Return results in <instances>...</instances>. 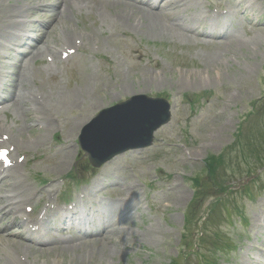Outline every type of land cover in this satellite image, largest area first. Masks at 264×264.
<instances>
[{
  "label": "rangeland",
  "instance_id": "rangeland-1",
  "mask_svg": "<svg viewBox=\"0 0 264 264\" xmlns=\"http://www.w3.org/2000/svg\"><path fill=\"white\" fill-rule=\"evenodd\" d=\"M15 1L0 0V10L8 12L9 8L10 12L8 3ZM245 1L254 4L253 11L243 8ZM235 3L194 0L189 8H178L177 13L170 10L175 19L187 17L188 22H194L215 10L210 11V7L226 8L224 16L229 18L230 29L239 34L230 39L232 42L221 43L187 36L179 29L173 31L152 17V24L144 23L148 20L145 18L133 29L130 23L134 20L128 19L132 13L123 15L121 11L116 13L124 19L120 26L115 18L111 21V13L104 11L101 15L95 7L78 11L61 23V18L56 19L55 29L46 36L48 43L57 42L52 38L64 26L85 36L94 33L92 39L82 41L80 53L60 65L54 75L46 68L48 57H39L34 65L30 61V90L42 87L60 97L65 95L62 104L53 102L58 117L50 124L45 123L48 119L43 115V129L30 128L21 133L17 128L26 123L25 118L9 108L8 122H2L11 128V137L22 139V149L30 155L42 151L41 147L61 144L63 150L56 156L33 162L35 171L38 167L56 178L54 189L67 184L73 170L78 169L84 173L79 176L93 184L102 206L133 197L129 195L132 191L137 196L132 204L111 206L116 213L134 212L131 219L119 221L129 230H118L111 239L99 240L95 246L50 252L34 248L35 261L28 264H264L260 262L264 252L252 248L254 244L264 249V0H243L239 6ZM40 13L34 11L31 16L43 15ZM79 87L85 90L83 94ZM136 93L167 98L172 105L171 121L156 131L151 147L127 151L91 169L77 143L81 127L103 108ZM75 94L87 99L85 105L74 101L65 104ZM71 124L75 126L71 128ZM42 131L38 142H28L33 138L37 141ZM67 146L68 158L63 155L69 151ZM218 154L223 164L216 168L212 180L207 178L205 160ZM218 174L224 178V185L237 189L245 182L249 189L219 191L215 185L220 180ZM196 176L202 189L212 195L206 204L216 197L226 206L230 203L233 211L229 218L222 205L215 212L220 216L215 222L211 212L203 218L204 204L189 211L198 189L192 180ZM231 202L241 209L240 218ZM187 216L193 220L192 226Z\"/></svg>",
  "mask_w": 264,
  "mask_h": 264
},
{
  "label": "bare ground",
  "instance_id": "bare-ground-1",
  "mask_svg": "<svg viewBox=\"0 0 264 264\" xmlns=\"http://www.w3.org/2000/svg\"><path fill=\"white\" fill-rule=\"evenodd\" d=\"M44 1V0H43ZM42 0H17L15 2H10L9 7H11V11L9 12V8H7L6 12L5 10L1 11L0 14V58L4 57L6 54L4 52V50H2V48L5 49H9L11 45L14 46H22V41L24 40H28L31 39L30 35V31L33 30V26L34 24L37 22L36 19L30 20L29 15L36 10L37 8H41V7H50L52 8L53 12H52V16L55 17V19L61 18L60 23L62 21V19H66V18H70L72 17V14L74 15L75 12V8L73 6H71L70 4L65 7V11L63 9L64 5H61V7L55 11V6L54 4H51L47 1L43 2ZM192 1L193 0H158V3L155 7L151 8L152 6L149 4L147 5L146 0H141L140 2H137V0H102L101 2H99L98 6L100 8V14L102 15L103 13H105L104 11H108L109 14L111 13V21H113V18H115V22H117L120 26H122L120 24V22H122V20L124 19H119L118 15L116 16V13H118L119 11H121V13H123V15H127V13H132V14H128V19H133L134 21H132L130 23L131 26H133V29H135V26H137L139 23L143 24L142 22L144 21L145 18H147V22H144L148 25L152 24L151 20L152 19H158V23H160V25H163L173 31L180 29L182 32H184L187 36H189L188 33H186V31L184 29H182V27H178L176 24H173L172 22L170 24H167L164 22L165 19H169L168 22L170 20H172V15L171 12L168 11L167 9H171V7L175 8V9H186L189 8L192 5ZM243 0H238L237 4H240ZM19 2V3H17ZM123 2L126 4V6H121V3L123 4ZM82 3V2H80ZM254 4L252 2L249 1H245L243 3V8H248V10H254ZM7 6V5H6ZM147 13V14H146ZM113 14H115L113 16ZM104 17V15H103ZM122 17V16H121ZM152 17V19H150ZM143 20V21H142ZM127 21V20H126ZM203 21V20H202ZM200 21L196 22V24H198ZM40 24V23H39ZM54 24L53 21H51V24L48 25L46 27V31H45V35H49L50 30L48 29H54ZM212 26L214 28H224V23L223 21H220L219 19L217 20H213L211 22ZM64 25V23H63ZM140 25V24H139ZM138 28V27H137ZM140 28V27H139ZM62 33H59V35H57L56 37L59 36V40L62 43L58 44L56 42H52L51 44L47 42L46 38L44 35H42V37H38L34 40L35 42V46L33 45L30 50H27V54L30 57L31 61H35L37 58L45 55H49L53 58H55L57 56L58 50L60 48H63L65 45L70 44L72 42H74V38L78 37L76 35H81V33H74L71 32L69 30V28L67 27H63L62 28ZM188 32H190L193 35H202L204 37H208V38H213L210 35L206 34L205 32H202L200 34L196 33L193 25L192 26H188L187 27ZM71 33L72 35H67ZM183 33V35H185ZM238 31H236L235 33L233 32H229V33H221L219 34V43L223 42V41H231L230 39H235V37H237L238 35ZM217 37V35H215ZM54 37V38H56ZM81 37L84 40H89L92 39L94 37V33H91V35L85 36V35H81ZM97 38V37H96ZM70 39V40H69ZM69 40V41H68ZM241 40H239L240 42ZM232 42V41H231ZM11 49V48H10ZM63 50H61L60 52L62 53ZM19 55V54H18ZM17 54H14L13 56H11L10 58L12 60L15 61V63H13V68H12V72L13 69H15V71H17L18 69H20V64L25 63L27 60L24 58L23 56H18ZM1 61V60H0ZM11 69L10 67L7 66V64H4L3 62H0V77L4 74V70L5 69ZM24 69L22 68V71ZM17 76V87L21 86L22 87V92L20 94L19 97H16L15 99H13V101L15 103H13L11 106H13V108L15 109L16 112L21 113L23 115V117L25 118V124H24V128H25V132L27 130H29L30 128L33 129H43L44 128V124L42 122V118L43 115H45L48 119L47 122L52 121V119H54V115H58L57 112L54 111V107H53V102H58L59 104H62V101H64V97L63 96H59L56 92L51 93L50 91H45L44 89H34V90H28L29 87L26 85V75L23 74V76H19L18 74ZM81 88V87H79ZM82 88H84V86L82 85ZM81 88V89H82ZM36 91V92H34ZM84 89H82L81 94L84 93ZM74 93H76V91H74ZM81 94H75V97L71 100H67L65 102V104L69 103L70 101H74V103H82L83 105H85V103L87 102V99H85V97L81 96V98L79 99L78 97H76V95H81ZM73 96V95H72ZM58 99L55 101H51L53 99ZM61 98V99H60ZM84 99V100H83ZM120 118H117L115 120H113L112 122H110L111 124L116 123L117 121H119ZM30 123V124H29ZM33 126H32V125ZM51 124V122H50ZM121 122H118L117 126L120 125ZM75 125L71 124V128L74 127ZM6 128H10L7 127L3 124V129H2V125H0V130H3V132H7V130H4ZM21 133H23L22 129H19ZM114 130V129H113ZM39 136H38V140L34 142H38L40 140V136L43 135V131L39 132ZM36 138V137H35ZM15 139L13 138L12 141H14ZM15 142V141H14ZM16 143V142H15ZM68 146L66 147V151H68ZM69 152H64L63 155L66 153L67 154V158L69 157ZM62 155V156H63ZM61 156V157H62ZM66 157V156H65ZM67 158L65 159V161H67ZM61 159V158H60ZM60 161V160H59ZM19 168H17L16 166H13L7 173L5 180L0 184V198L4 197V201H10L11 202V206L13 207V209H15L14 213H17L18 211H20V206L21 204H24L30 197V195H32V192L34 190L28 189L25 187L29 186L27 184L24 183H20L18 180V175H19ZM23 185H25V187L22 189ZM133 193H129V195H134L133 197H129V196H125L123 201L125 204H120V203H115L117 205V207H119L120 205H128V204H132L134 203V198L137 196L136 192L132 191ZM30 193V194H29ZM136 203V202H135ZM136 205V204H135ZM85 207L89 206V202L87 201L84 204ZM116 207V208H117ZM98 215L94 214L91 217V222H97L98 223V227L94 230H92V232H85L83 234H87V236L89 235H93L92 237L96 236V235H100L101 236V240L102 239H111L112 234L114 235L115 233H118L117 227H115V222L119 221L120 219H129L132 218L133 213H121L118 215H111L108 214L104 220L99 216V213H97ZM127 230H129V226L127 228ZM131 232H127V234H130ZM116 235V234H115ZM17 236H20V238H17ZM24 235L21 232H7V237L6 236H2L0 238V264H26L25 261L26 260H22L23 256L21 254V252H19V249H26V250H30L32 248H34L32 245H28L26 243L23 244V240H24ZM99 241L95 238H92L88 241H86V244L89 246H95L96 242ZM116 242H121V240L116 241ZM53 241H49V243H45V241H42L41 238L39 237V240L37 241L38 246H40L41 250L42 248L46 247L45 249L47 251H52V250H57V248H50L47 247L48 245L52 244ZM112 243V242H111ZM114 243V242H113ZM85 242L84 243H80V245H86ZM120 244V243H115V245ZM114 245V244H113ZM69 248H72V246H67V251ZM61 250H65L64 248H59ZM70 250V249H69ZM45 252V251H43ZM62 253V252H60ZM25 256V255H24ZM90 259V258H89ZM88 259V260H89ZM260 262L263 260L264 262V256L263 254L260 255ZM54 260V259H53ZM55 262V261H54ZM256 264V263H255ZM258 264V263H257Z\"/></svg>",
  "mask_w": 264,
  "mask_h": 264
},
{
  "label": "water",
  "instance_id": "water-1",
  "mask_svg": "<svg viewBox=\"0 0 264 264\" xmlns=\"http://www.w3.org/2000/svg\"><path fill=\"white\" fill-rule=\"evenodd\" d=\"M168 109L164 99L136 95L101 111L83 129L82 147L94 165L128 148L143 147L151 142L153 131L169 119ZM117 118L120 120L110 123ZM118 122L121 124L115 127Z\"/></svg>",
  "mask_w": 264,
  "mask_h": 264
},
{
  "label": "trees",
  "instance_id": "trees-1",
  "mask_svg": "<svg viewBox=\"0 0 264 264\" xmlns=\"http://www.w3.org/2000/svg\"><path fill=\"white\" fill-rule=\"evenodd\" d=\"M255 154H256V152H255ZM256 158L258 157V156H255ZM217 161L215 160V158H211V160H210V164L212 163V164H215Z\"/></svg>",
  "mask_w": 264,
  "mask_h": 264
}]
</instances>
